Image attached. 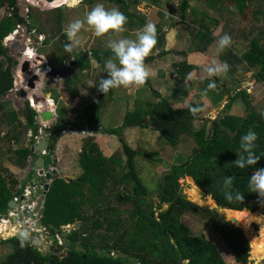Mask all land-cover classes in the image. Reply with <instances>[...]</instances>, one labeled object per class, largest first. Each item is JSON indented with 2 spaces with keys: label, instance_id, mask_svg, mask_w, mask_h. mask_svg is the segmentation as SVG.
I'll list each match as a JSON object with an SVG mask.
<instances>
[{
  "label": "trees",
  "instance_id": "obj_1",
  "mask_svg": "<svg viewBox=\"0 0 264 264\" xmlns=\"http://www.w3.org/2000/svg\"><path fill=\"white\" fill-rule=\"evenodd\" d=\"M82 1H86L88 4H92L95 1H105L118 5L119 10L128 18L126 23L128 26H131L130 18L132 17L129 8L136 6L138 3L134 1L131 4H126L122 0ZM181 1L180 11L183 14L188 8V1ZM229 1L236 6L238 11L244 10L246 0ZM208 3L212 6H219L220 4H224V1L208 0ZM4 5L7 7V14L0 19V126L4 115L8 114L3 112L4 104L1 101L2 98L8 95L13 87L11 70L17 65V61L6 53L7 48L3 46V40L10 35L18 25L25 23V20L19 15L16 0H0V8ZM62 8L63 6L55 9L57 10L55 21L56 33L60 31V12L63 11ZM255 14L256 13H253L252 16H255ZM212 22L217 24L216 20H212ZM140 24H144V21L140 20ZM29 29L28 27V33L32 30ZM36 31H39L40 34L43 32L40 29ZM16 34L17 32L15 31L11 36L7 37L6 41H8V39H13ZM212 40L213 38L211 37L209 29L202 26L197 32L196 50L204 52ZM65 43L66 42H64V44ZM43 44L47 45V40L44 39ZM28 53H32L31 49L28 50ZM83 55H85V53H83ZM91 55L103 68L104 60L111 55V52L95 50ZM64 57L65 55L61 54V60H63ZM219 60L220 62L228 63L229 69L226 74L233 80L234 74H236L240 68L246 71H255V69H257L254 73V79L257 83L264 86V44L260 45L257 39L255 43H253V47L249 48L240 57L229 49L219 57ZM74 64L75 66H81V70H85L89 66L88 58L86 57L84 61L77 58ZM173 69V73H175L178 80L187 78L192 71H196L197 77L207 74L203 68L187 65L186 62L174 64ZM210 81H214L216 87L214 89H207L205 92ZM17 83H22L19 75H17L16 81V87L18 88L19 86ZM202 84L204 87L200 91L201 96L209 97L214 104L221 101L222 97L225 95V91L222 89V86L218 85L220 83L217 79L211 77L209 81L204 80ZM219 89L223 91L217 93V97L213 96L215 93L214 91H218ZM230 92L232 95L228 96V103L223 109L226 111L230 110V106L234 104L235 100L240 99L243 108L246 111L248 110L247 116L242 119L236 118L235 120L232 116H223L220 121L211 122L209 131L206 130L205 122L198 130H194L191 125L192 122L198 118L197 114L200 113L199 106L189 104L188 107L180 109H173L171 107L169 100H180L187 93L184 90L173 89L169 98H160L159 102L155 104L145 101V106L140 109L137 108L132 113L125 114L126 116L122 124L123 127L134 126L141 129L150 128L152 131L157 132L171 147H176L183 137H190L196 144V148L189 161L179 164L176 163L172 167L171 173L164 175L159 180V205L157 209L163 204H166L167 208L164 211L158 212L157 216L154 215L156 206L152 203L151 197L147 193L135 169V158L139 156L138 152L131 149L121 140L127 172L119 173L116 169L120 166L121 157H109L105 159L99 151L97 144L92 141L93 139L85 140L82 144L80 154L78 155V163L83 170L82 175L75 180H66L57 176L52 177L49 183V189L45 195L43 214L40 220L41 224L50 232H52L49 229L50 225L59 229L60 226H67L75 222H80V226L71 231L67 236L70 243L67 249L70 247H81L77 243L80 241L81 244L85 246V248L82 247L84 252L76 253L74 250H66L63 252L64 255L61 256V258L56 252L53 264H133L128 258L122 259L120 257L113 258L109 256L113 251H119L130 258H134L138 264H182L184 261H187L185 264H228L220 249L218 250L211 241L204 237L191 235L189 229L181 224L180 218L187 212L203 214L210 217L212 220L214 219L213 228L230 249L233 263L246 264L249 252L248 246H250V241L248 239L251 240L250 234L253 233L251 230L248 233L236 227L240 226L246 229L251 223H237L235 227L229 222H217L218 220L215 219L218 215L215 211L200 209L189 201L183 200L181 198V187L178 183L180 178L188 176L186 181H188L190 189L187 190H194L196 196L200 199H202L200 196L202 191L203 194L206 195L204 200L211 197L217 205L224 209L255 212L263 207L257 195L247 191V179L251 176L254 168L264 167V157H261L257 164L249 169H239L233 162L237 158L236 155H238L239 138L249 128L255 130L258 134L255 151L264 154V117H262L260 112L250 110L251 97H249L244 89L236 90L235 92L229 90L227 94L229 95ZM153 96L157 97L158 95L153 93ZM100 97L101 101L86 107V112L82 113L86 118V123L76 125L75 128H77L78 131H83L84 127L92 130L96 129L99 124V110L103 108L102 100L106 99L103 97L102 93H100ZM51 99H53V97H51ZM32 106L34 107L33 103ZM56 106V112L63 115L62 105L57 102ZM194 107L198 108L199 111L195 113L191 112L190 108ZM23 108L24 109L21 110L22 112L19 111V113L25 118L24 125L21 126V124H19L17 127L10 128L7 135L4 136H1L0 131V144L3 143L4 140L8 142H6V145H11L10 140L16 141L17 137L12 136L15 131H19L21 135L23 133L26 138L27 132L31 130L32 135L36 136L37 128L34 126L36 114L33 109L29 107L27 101L24 102ZM240 115L244 116V112ZM55 116L56 118L54 120V126L51 131L49 146L46 152L47 155L53 152V146L57 140L55 136L69 126L74 127V124L72 125L62 116L59 118L56 113ZM145 119H147V122H143ZM120 131L119 128L102 129L103 133L105 132L108 135L115 136H118ZM228 131H232V135L229 134ZM27 145L29 146V143ZM8 151L26 160L29 148L9 149ZM5 174L11 176L7 169L0 166V213L6 211L7 203L14 197H18L16 194L22 191L20 193L21 195L26 186L20 189V192H13L12 190L18 185V182L14 179L7 182ZM226 175L235 177L234 187L244 194V198L241 202H229L224 199L222 182ZM91 183H94V185L92 186ZM109 183L110 185L128 188L132 194L122 193L117 196L118 209L108 214L102 209L105 201L101 200V198H103V193L105 189L108 188L106 185ZM95 197H97V201H95ZM100 205L101 209L104 210L102 212L99 210ZM120 205L123 207L119 209ZM90 208H92L93 211L98 210L97 215H99L96 217L86 215V209ZM87 220L91 222L95 221L92 225L96 230H88L90 222ZM126 230L132 232L133 235ZM240 230H242L246 239ZM72 233H74V235H71ZM125 236H130V239L126 240V242H129V245L124 241ZM247 240L249 245L247 244ZM6 242H11V252L1 264H48L50 253L42 254L30 244L21 247L18 236L2 241V243ZM71 253H74L73 256ZM80 255H83L82 257L84 258L81 259ZM179 255L182 262L178 261Z\"/></svg>",
  "mask_w": 264,
  "mask_h": 264
},
{
  "label": "rangeland",
  "instance_id": "obj_2",
  "mask_svg": "<svg viewBox=\"0 0 264 264\" xmlns=\"http://www.w3.org/2000/svg\"><path fill=\"white\" fill-rule=\"evenodd\" d=\"M22 1L23 0H19V5H20L19 15H21V17L25 20V26L27 28L29 27L30 28L29 30L32 29L30 33L38 29L42 30L43 35L41 36L43 37V40L44 39L47 40V45L42 44L43 41L40 43V45H35L37 49L36 54L41 55L44 59H46V62L49 63L50 65L51 64L58 65L59 63H61L62 62L61 54L65 55L64 58L68 60L69 58H73L75 61L77 60V57H80V53H82V49L85 51L89 49L90 52H92L91 50H95V49H99L102 51L109 50L106 47V43L110 39L114 40V39H119L122 37H126L129 39H135L137 30H139L142 27L139 19L142 18L144 22L146 19L145 17L140 16V13H138L139 16H137L135 14L136 12L135 13L131 12V10L133 11L136 9L137 5L132 6L129 8V12L131 13V15L133 14L132 17L130 18L131 26L125 25L124 26L125 30L123 32L116 33V34H107L101 37H97L93 32L92 33L90 32L91 35L87 37L88 40L87 39L85 40L84 45L81 43V40L78 39V36H77L79 43L73 46L71 52H66L64 49V45L66 43H69V41L67 40L65 30L67 28V25L72 20L77 19V18L84 19L87 12L93 6H95L96 3H103L104 6L109 9L113 7H116L119 9V6L112 2L96 1L93 4L89 5L90 7H88L86 5L87 4L86 1H82L79 5H75L76 0H69V2H67L69 3V5L67 4L61 5L55 8H49L47 6L48 3L46 2L43 3L44 5L42 7L36 4H33V3L24 7L23 5H21ZM143 1L146 3L141 4L140 1L137 0L138 8L140 9L141 7L143 9V10L140 9L142 13L143 11L150 12L149 11L150 9L147 10V8L153 4L158 6L160 9L163 8L162 12H157L156 14L157 22L155 23V26H156V29H158L157 32L159 31V33L160 32L164 33L165 32L164 28H166L165 26L174 24V22L172 21H177L179 24L183 26L178 29V33L176 34L174 40L176 41L175 42L176 46H179V47L181 46L180 48H182L185 52H193V51L199 52V50L194 49L197 45L196 44L197 43V32L201 29L202 26H205L206 28L209 29V32L213 40L207 46V49L205 50L208 52V53H205L207 55L206 56L207 63L210 61V64L202 65L205 68L211 66L214 62L219 63L220 61L219 57L224 52H226V50L230 49L229 48L230 45H229L222 52L216 51V40L220 36L224 35L225 33L231 36V40H233L232 37H234L235 43H233L230 47L232 48L233 52L239 57L242 54H244L249 48L253 47V43H255L256 39L259 41L260 45L264 44V0H246L244 10H239V11L237 10L236 6L233 3H230L231 1L229 0H223L224 4H220L219 6H216V5L212 6L211 4L208 3V0H187L189 5H188V9L183 13V15H185V19L182 21H181V12H180L181 2H182L181 0H179L178 2H174V3L171 2V0H166V1L164 0H143ZM70 5L73 7H71ZM62 6H63L62 8L63 11L60 12L61 13L60 31L56 33L57 31H56L55 21L57 17V12H56L57 10L55 9L62 7ZM26 8H27L26 10L27 12H24L23 10H25ZM148 12H147V18H153L150 16V14H148ZM25 13L26 15H24ZM153 13H156V12L153 11ZM253 13H256L255 16H252ZM6 14H7V7L4 5L0 8V19ZM27 15L29 19L27 18ZM212 20H216L217 24H214ZM19 26L20 25H18L11 34H13L16 31L17 32L16 35H20L23 30H21V27ZM87 30L91 31L90 29H87ZM184 34L186 35V38L183 37ZM16 35L14 36L13 39H8L7 42L14 41ZM7 42H5L6 43L5 44L3 40V43H4L3 46L5 48L8 47ZM64 42L66 43L64 44ZM163 42H165L163 40V36H159V37L157 36L156 44L159 46H163L164 44ZM179 47H174V49H178ZM7 51L6 53L8 54V56H10V54ZM159 51L165 52L163 51L162 48L161 50L159 48ZM159 51L158 52L155 51L154 53L150 52L149 55L145 58V60L148 62L150 58L160 59L161 57H159L160 56ZM86 54L87 53H85V55ZM153 54L155 56H153ZM200 54L203 55L204 53L200 52ZM31 55L33 59V57H35L33 51H32V54L29 53V57ZM83 56L84 55H82L81 57ZM86 57L88 58V63L91 62L92 60L90 68H94L93 69L94 73L93 71L90 72V73H93L91 74V77L93 76L94 80L96 79L99 80L100 78L106 77V73H102L101 71L102 67L99 66L97 61L92 57L91 53L89 55H86L85 58ZM165 61H173V57L169 56L165 59ZM70 62L71 61H66L65 67H63L65 71L61 72L62 76L64 77L65 75L68 76L69 80L67 81V87H65L63 83L64 79L57 80L58 81L57 83L60 84V87L59 86L53 87L52 85L53 82L51 81L48 82V80L46 81V79H50L53 81L54 78L40 77V82H43L44 84L42 86L38 84L36 91H35L36 93L42 94L43 96H45V98L48 100L46 104L48 105L46 107L47 108L49 107L48 109L53 110L58 115L59 118L62 116L69 123H71L72 125L74 124L73 125L74 127L72 126L67 127V128H72L73 130L72 131L73 135L71 136V138H69L68 140H63L61 142V144H64V146L60 147L61 149L60 151L62 152L61 155H63V159H64V155L68 157L66 159H69V156L72 155L75 157V161L77 159V162H79L78 155L80 154V151L82 149L83 142L87 139H93L92 141H94L97 144L99 151L101 152L102 156L105 159L109 157L111 158L121 157L120 166L118 167V169H116V171H118L119 173H125L127 172V167L125 163V156H123L124 154L122 151V143H121V140H122L125 144H127V146H129L131 149L138 152L139 156L135 158V169L147 193L150 195L152 203H154V205L156 206L154 215L157 216L158 212L164 211L167 208V205L163 204L162 206H160L159 209H157V206L159 205V188H158L159 180L164 175L170 174L172 167L176 163L179 164L181 162L189 161L194 149L196 148V144L190 137L189 138L183 137L178 142V145L176 147H171L167 144V142L162 137H160V135L157 132L152 131L150 128H147V129L139 128L138 129L134 126L123 127L122 124H123V119L126 116L125 114L130 113V112L132 113L137 108L140 109L141 107L145 106V103H144L145 101H149L153 103L158 102L154 98L153 93H155L154 91L156 90L165 89L167 83L165 81H162L161 79H154L153 78L154 74L158 75V77L161 78L160 71L163 73H166V80L168 81L169 79L172 78L173 82L176 81V78H175L176 75L171 73L172 72L171 68L168 66L163 67V68L161 67L157 68L156 66H154V64H150V66L148 65V69L150 71H149V76L145 81L146 84L140 85V87L142 86L143 88L137 90L135 94H133V92H127V90L122 91L121 89L116 95L117 97L120 98L121 101L120 100L107 101V99L102 100L103 108L99 110L100 111V114L98 116L99 124L97 125V127L99 126L102 129L104 128L103 130L119 128L121 131L118 136H115V135H108L105 132L103 133L102 131H100L99 127H98V131H94L87 127H84L83 131H78L77 128H75V126L80 123H86V118L85 116L82 115V113L86 112L85 110L87 109L86 107H89L90 105H94V103H96L97 100L92 99V93H89V92L85 93V95L86 94L87 95L85 98H81L82 100L75 99L73 93L70 92V90L72 89L71 85H73L71 83L74 82L75 84V83H80L81 81L80 72L77 73L78 74V78H77L76 73H75L77 70L75 68L74 70L70 69ZM61 67L62 66L60 65V68ZM197 67H200V66H197ZM256 70L257 69H255V71L251 73L248 71H244L243 68H240L239 70L240 72L234 74V77H236L238 82H236L235 79L234 80L230 79V77L227 76L226 73H222L216 76H210L208 74H204L200 77H197L195 73L196 71H192L194 72V76L190 78V82L186 81L180 84V86H184L188 83L190 84V89L192 90L191 99L190 97L187 98L186 102L183 103L182 107L183 106L188 107L189 104H193V105L200 107V111H199L200 113L197 114L198 115L197 120H194L191 124L193 126V129L198 130L200 127L204 125V122H205L206 130L209 131L211 122L213 121L218 122L223 118V116H226V117L232 116L234 120L236 118L242 119L243 117L247 116L248 110L246 111L243 108L242 101L240 99L235 100L234 104L230 106V110L226 111L223 108L221 109V105L224 104L225 106L228 103V100H229L228 96L232 95L231 92L228 95L227 91L233 90V92H235L236 89L234 87H238L239 90L244 89L245 92L249 95V97H251L250 98V101H251L250 110L264 113V86L261 85L260 83L253 82L254 73L256 72ZM152 72H153V75H152ZM211 77H214L215 79H217L218 82L220 83L218 85L222 86V89L225 91L224 93L225 95L222 97L221 102L216 103L215 105L212 101H209L207 98L201 96V93H200L201 89L204 87L202 82L204 80L209 81ZM152 78L154 80H152ZM175 85H176V82L173 84V86L175 87ZM133 87H137V86L130 85V89H132ZM125 88L127 89V87ZM169 90H172V88L170 87ZM223 90L219 89L218 91H214L215 93L213 94V96L217 97L218 95L216 94L220 93V91H223ZM15 93L16 94H13V96L9 97L10 102L8 101L9 103L8 109H15L16 101H17V106L20 108L23 104V99L19 98V95L17 94V92ZM50 96L53 97V99H51ZM204 98L207 101L205 102V104L203 102ZM57 101L63 107V115H61L59 112H56V105H57L56 102ZM99 101H101V99ZM171 101H174V100H169V103ZM175 108H180V107H174L173 109ZM23 109L24 108H22V110ZM243 112H244V116L240 115ZM145 120H143V122H145ZM20 121H22L20 122V124L22 123L21 126L24 125L23 123L25 122V119L23 120V118L20 117ZM67 128L64 131L60 132L62 136H65V134L69 132L67 131ZM86 129L92 130V132L89 133L88 130ZM30 132L31 131L27 132L28 140H24L23 144H26L28 141L31 140V138L29 137ZM60 133L57 135V140L54 143L53 152L49 155H46L47 157L49 156L51 159L52 157L54 159H56V157L58 158L55 148L57 147L56 142H59V138L61 136ZM228 133L232 135L233 132L228 131ZM67 142L70 144L75 143L79 145L80 151L77 153L75 151L72 152L71 150H69L70 148L69 149L65 148L68 145ZM9 149H11V147H7V146L5 147V150L2 156V161L5 162V160L7 159L10 160L9 158H14L17 161H19L21 163L20 166H22L24 163L23 159L17 157L16 155H11L8 157L6 156L8 154L7 152ZM60 174L63 175V172H60ZM6 177H10V176L6 175ZM187 177L188 176H185L178 180V183L181 187L182 194L185 193L187 189H190V185L188 184V181H186ZM91 184L92 186L94 185V183H91ZM106 187L108 188L105 189V193H103V198H101V200L105 201V204L102 206V209H104L105 212L109 214V212H114L116 209H118L117 208L118 203L116 199L117 196H119L122 193L130 194L131 191L130 189L122 187V186L110 185V183L107 184ZM200 196L202 197L201 201L202 200L204 201L206 195H204L202 191L200 193ZM210 198H208V200L212 199ZM37 199L38 197H34L33 202L31 203L34 204V202L37 201ZM95 201H97V197H95ZM210 202L211 204L206 202L204 206L198 205L194 202H190V203L198 206L200 209L213 210L215 201L212 199V201ZM210 206H212V208H210ZM34 207L36 206L34 205ZM122 207L123 206L120 205L119 209ZM99 208L98 209L100 210V212L104 211L101 209V205ZM97 211H93V210H90V212L86 211V215H91V216L96 217L99 215V214L97 215ZM30 212L33 213V217L28 216V213ZM215 213L218 215V217L215 219V220H218L217 222H229L230 223L231 218L225 215L224 211L223 212L215 211ZM255 213H256L257 218H259L257 219L258 221L257 220L249 221L247 219L248 216L245 213H244V216L246 218L235 219L237 223H245V224L251 223L246 229L240 226H237L245 232L249 233L251 230L253 233V234H250L251 240L248 239L250 241L251 248L250 246H248L249 252H248V260L246 264H264V255L262 259L258 262L251 257L253 245L255 244L257 239L264 236V206L258 211H255ZM255 213H252V214H255ZM18 214H20L21 217H19ZM10 219L14 220L12 221V223H10L11 225H14L13 222L15 221L20 224V226H18L19 228H14L15 233L14 235H12V237L18 236V231L21 227L27 228L34 235L42 234L44 236V240L39 246H34L29 243L31 246L35 247L42 254H48V253L51 254L52 248L58 246L57 245L58 238L57 240L55 239V242L51 244V241L48 239V235H50L51 233L48 231L47 228H45V231H43V228L41 227H44V226L41 224L40 220H38L36 213L33 212V209L31 211L30 210H16V213L13 211L12 212L7 211L6 209L4 213H0V228L4 224L8 225V221H10ZM35 221L40 222V229H41L40 231H37V229L34 228L32 223H34ZM88 222H90L88 230L90 231L96 230L93 228V225H92L95 221H92V222L88 221ZM180 222L183 226L189 229L191 235L204 237L205 239L211 241L217 247L218 250L220 249L226 262L228 264H234L230 249L226 246V244L223 242L221 237L215 232L213 228L214 227L213 223L215 222L214 219L212 220L210 217L203 215V214L187 212L184 215H182V217L180 218ZM35 230L37 232H33ZM62 230L71 232L72 225L63 226ZM242 230L240 231L245 238V235L242 232ZM127 232L132 234V232L130 231H127ZM96 234H95V237H96ZM71 235H74V233H72ZM5 237L6 239L3 236L4 240H0L1 241L0 242V264L6 258L5 255L8 252L9 253L11 252V242L2 243V241L9 239L7 238L9 236H5ZM129 239H130V236L124 237L125 242L126 240H129ZM248 240H247V244H248ZM60 241H61V238H60ZM126 243L129 245V242H126ZM49 246L51 247L49 248ZM65 249L66 247L62 246V249L58 253L60 258L61 256L64 255L63 252H65ZM73 254L74 253H71L72 256ZM82 256L83 255H80L81 259H82ZM114 257L115 256H113V258ZM128 258L130 259V257ZM185 262L186 261H184L182 264H185ZM132 263L136 264L138 262L136 260H133Z\"/></svg>",
  "mask_w": 264,
  "mask_h": 264
},
{
  "label": "clouds",
  "instance_id": "obj_3",
  "mask_svg": "<svg viewBox=\"0 0 264 264\" xmlns=\"http://www.w3.org/2000/svg\"><path fill=\"white\" fill-rule=\"evenodd\" d=\"M127 19V16L118 8L113 7L109 9L106 8L103 3H96L95 6L87 12L84 19H74L67 25L65 34L69 43L64 45V49L66 52H71L73 46L79 43L77 35L82 28L87 27L97 37L107 34H116L125 30L124 26L127 23ZM42 41L39 42L41 43ZM156 43L157 29L153 23H146L137 30L135 39L122 37L108 40L106 47L110 50L111 55L106 59L101 70L102 73H106V77L100 78L99 80H90V87H96L97 91L104 95L108 93L110 89L128 87L130 85H143L149 76V70L145 65V58L149 55ZM230 43L231 36L225 33L216 40V51L222 52ZM34 55L37 54L34 53ZM43 61L47 64L45 60ZM48 68L50 67L48 66ZM228 69L229 65L227 62H214L211 66L204 69V71L210 76H216L227 73ZM53 80L57 81L58 79L54 78ZM215 87V82L210 81L205 92L207 89H214ZM190 111L195 113L199 111V109L194 107L190 108ZM261 115L264 117V113H261ZM29 137L31 140L34 137L32 132ZM257 139V132L251 128L240 136L238 155H236L237 158L233 162L237 168H253L261 157H264V154L255 151ZM44 156L47 157L46 155ZM234 180L235 177L232 175H226L223 178L224 199L229 202H241L244 198V194L234 187ZM247 191L249 193H255L261 206H264V167L254 168L251 176L247 179ZM43 240L44 236L42 234L34 235L27 228L21 227L18 231V241L21 247L29 243L34 246H39Z\"/></svg>",
  "mask_w": 264,
  "mask_h": 264
},
{
  "label": "crops",
  "instance_id": "obj_4",
  "mask_svg": "<svg viewBox=\"0 0 264 264\" xmlns=\"http://www.w3.org/2000/svg\"><path fill=\"white\" fill-rule=\"evenodd\" d=\"M140 1V3L141 4H144V3H146V2H144L143 0H139ZM164 1H166V0H164ZM179 0H171V2H178ZM81 2H82V0H81ZM80 2V3H81ZM96 2V1H95ZM94 3V2H93ZM92 3V4H93ZM140 4V5H141ZM62 5H64V4H62ZM66 5V4H65ZM67 5H69V4H67ZM75 5H77V0H76V4ZM74 5V6H75ZM79 5V4H78ZM88 7H90L89 5H91V4H86ZM189 5V4H188ZM49 8H55V7H58L57 5H51V4H49L48 3V5H47ZM59 6H61V5H59ZM71 6V5H70ZM71 7H73V6H71ZM140 9L141 10H143L141 7H140ZM139 8H138V4H137V6H136V9L135 10H131V12H133V13H135L137 16H139V14L138 13H140V16H143V17H145L146 19H145V22H144V24H141V26H143V25H145L146 23H153V24H155L156 22H157V20H156V14H157V12H162V10H163V8L162 9H160L158 6H156V5H151V6H149L148 8H147V10L148 9H150L149 11L150 12H148V11H143V13H142V11L140 10ZM188 9V8H187ZM88 10V9H87ZM141 11V12H140ZM153 11H155L156 13H153ZM147 12H148V14H150V16L151 17H153V18H147ZM181 12V11H180ZM164 13H165V11H164ZM133 15V14H132ZM185 19V15H183L182 13H181V21L182 20H184ZM139 20H142V18L141 19H139ZM144 21V20H143ZM172 22H174V24H172V25H168V26H165L166 28H164V30H165V32L164 33H159V31L157 32V36L159 37V36H163V40L165 41V42H163L164 44H163V46H159V45H155L154 47H153V49L151 50V53H154L155 51H159V48H160V50H161V48L163 49V51H165V52H160L159 54H160V56L159 57H161L160 59H154V58H150L149 59V61L147 62L146 60H145V65H146V67L148 68V65L150 66V64H154V66H156L157 68H159V67H161V68H163V67H166V66H168V67H170L171 68V73H173V65L174 64H178V63H180V62H186V64L187 65H190V66H195V67H197V66H200V67H202L203 69H206L204 66H202V65H208V64H210V61L207 63V58H206V54L205 53H208L207 51H204L203 53V55L202 54H200V52H195V51H193V52H185L182 48H180L179 46H176V44H175V40H174V38H175V36H176V34L178 33V29L179 28H181V27H183L181 24H179L177 21H172ZM88 28L87 27H85V28H82L81 30H80V32L78 33V39H80L81 40V43L84 45V42H85V40L87 39V37L89 36V35H91V33H92V31H89V30H87ZM158 30V29H157ZM161 30V29H160ZM91 32V33H90ZM10 35H8V37H9ZM91 37V36H90ZM89 37V38H90ZM184 38H186V35L184 34V36H183ZM233 38V40H231L232 42L230 43V46L233 44V43H235V40H234V37H232ZM6 39H7V37H5L4 38V43L5 42H7L6 41ZM88 40V39H87ZM3 43V44H4ZM6 44V43H5ZM7 44H9L8 42H7ZM172 46H174V47H179L178 49H174V47H172ZM229 46V48H230V50H232V48ZM194 49H196V47L194 48ZM95 50H99V49H95ZM95 50H91L92 52L93 51H95ZM102 51V50H101ZM105 51H110V50H105ZM233 51V50H232ZM8 52V51H7ZM92 52H90L89 51V49L88 50H83L82 49V53H80V57L83 55V53H87L86 55H89L90 53H92ZM156 52V53H157ZM163 53H165V54H163ZM234 53V52H233ZM235 54V53H234ZM86 55H84V56H86ZM39 56H41V55H39ZM153 56H155L154 54H153ZM152 56V57H153ZM169 56H172L173 57V61H165V59L167 58V57H169ZM42 57V56H41ZM80 57H77V58H80ZM82 58V57H81ZM28 59H31V60H34V57H33V59H32V56H30ZM42 60H45L46 61V59H44L43 57H42ZM66 61H71V62H73L74 61V59L73 58H69V60L68 59H66V58H64L63 60H62V62L61 63H59L58 65L57 64H49V63H47L48 64V66L50 67V68H52V69H55V70H60L61 72L62 71H65L64 70V68L63 67H65V63H66ZM105 61H106V59H105ZM104 61V62H105ZM56 63V62H55ZM91 63H92V60H91V62H89L88 63V68L87 69H82L81 70V66H78V65H76L75 66V64L73 65V67H70L71 69H73L74 70V68L77 70L75 73H76V76H77V78H78V72H80V79H81V81H80V83H75L74 84V82H72L71 84H73V85H71L72 86V89L70 90V92H72L73 94H76V95H74V97H75V99H81V98H85L86 97V95H85V93L86 92H89V93H92V99H96L97 101L96 102H98L99 100H100V92H98L97 91V89H96V87H90V85H89V81L90 80H94V77L92 76L91 77V74H93L94 73V68H90V65H91ZM219 63H220V61H219ZM41 64V63H40ZM60 65L62 66L61 68H60ZM100 66V65H99ZM160 68V69H161ZM149 70V69H148ZM244 70V69H243ZM38 71V70H37ZM93 71V73H90V72H92ZM150 71V70H149ZM244 71H246V70H244ZM254 70H250V71H248V72H253ZM240 71H238L237 73H239ZM174 75H175V73H173ZM152 75H153V72H152ZM66 76V78L63 80V83H64V85H65V87H67V81L69 80L68 79V76L67 75H65ZM171 76H172V74H171ZM194 76V72H191L188 76H187V78H185V79H181V80H178L176 77V85H175V87L173 86V84L175 83V82H173V79L171 78V79H169L168 81L166 80V73H163V72H161L160 71V77L161 78H159L158 77V75H153V78L154 79H161L162 81H165L166 83H167V85H166V88L165 89H163V90H156V91H154L155 92V94L156 95H158L157 97H155L154 96V98L159 102V100H160V98H169V96L171 95V92H172V90L173 89H179V90H184V91H186L187 93H186V95H184L180 100H177V101H171L170 102V105L174 108V107H180V108H183V107H186V106H183L182 107V105H183V103L184 102H186V100H187V98H189L190 97V99H191V95H192V90L190 89V84H186V85H184V86H180V84H182V83H184V82H190V78L191 77H193ZM13 77V76H12ZM152 78V80H154ZM233 78L236 80V82H238L237 81V79H236V77H234L233 76ZM231 79V78H230ZM253 82L255 83L256 81H255V79L253 78ZM13 81H14V77H13ZM47 81V80H46ZM48 82H49V80H48ZM51 82H53V87H56V86H59L60 87V84L59 83H57L58 81H55V80H53V81H51ZM19 86H20V84L19 83H17ZM44 83L43 82H40L39 83V85L40 86H42ZM61 85H62V83H61ZM173 86V87H172ZM172 88V90H169V88ZM74 88H75V90H74ZM141 88H143L142 86L140 87V86H137V87H133L132 89H130V86H128L127 87V89L125 88V87H119V88H115V89H110L109 90V92L108 93H105L104 95H103V97H105L106 99H107V101H113V100H120V98L119 97H117L116 95H117V93L122 89V91H125V90H127V92H133V94H135V92L137 91V90H139V89H141ZM156 88V87H155ZM161 88V87H160ZM236 90H239V88L238 87H234ZM157 89H159V88H157ZM169 90V91H168ZM235 90V91H236ZM170 92V93H169ZM13 94H16V93H12L11 92V90H10V92L8 93V95L7 96H5L4 98H2V101L1 102H3V104H4V111L3 112H5V113H8V114H5L4 115V118L2 119V123H1V126H0V131H1V136H4V135H7V132L10 130V128H13V127H17V126H19V124H20V122H22V121H20V117L21 118H23V120L25 119L24 118V116L22 115V114H20L19 113V111H21L22 110V108L24 107V100H23V104H22V106H21V108L20 107H18L17 106V101H16V103H15V105L18 107H16L15 106V109H8L9 108V103H8V101L10 102V100H9V97L10 96H13ZM51 95V94H50ZM216 95H218V94H216ZM73 96V95H72ZM51 97V96H50ZM204 97V96H203ZM20 98V97H19ZM205 98H207L209 101H211L210 100V98L209 97H205ZM204 98V104H205V102H207L206 101V99ZM82 100V99H81ZM155 100V101H156ZM171 100V99H170ZM202 100V99H201ZM121 101V100H120ZM58 102V101H57ZM56 102V103H57ZM158 102H155V103H158ZM219 102H221V101H219ZM219 102H217V103H219ZM150 103H152V104H155V103H153V102H150ZM178 105V106H177ZM215 105V104H214ZM103 106V105H102ZM224 107V104L223 105H221V109ZM56 108H57V106H56ZM180 108H175V109H180ZM221 111V110H220ZM219 111V112H220ZM145 122H147V120H145ZM22 124V123H21ZM24 124V123H23ZM136 128H138V127H136ZM99 129H100V131H102V128L101 127H99ZM104 129V128H103ZM139 129V128H138ZM141 129V128H140ZM30 131V130H29ZM67 131H69L68 130V128H67ZM73 131V130H72ZM72 131H69L68 133H63V134H65V136H62V134H61V136H60V138H59V142H56L57 144V147L55 148L56 149V154H57V156H58V158L56 157V160H57V163L55 164V165H52V167L54 168V169H56V171H57V173L54 175V176H57V177H59V178H62V179H66V180H75V179H77L79 176H81L82 175V173H83V171L81 170V168H80V166H79V163L77 162V159H76V161H75V157L74 156H72V155H70L69 156V159H66V158H68L66 155H64V159H63V155H61L62 154V152L60 151L61 149H60V147L61 146H64V144H61V142L63 141V140H68L69 138H71V136L73 135L72 134ZM94 131H98V128H96ZM12 136H14V137H17V140L16 141H14V140H10V143H11V145L9 144H7L6 145V142H7V140H4V142L3 143H1L0 144V147H1V152H0V166L1 167H4L5 169H7L8 170V173L9 174H11L12 175V177L10 176V177H6V180H7V182H10V180L11 179H14V180H16L17 182H18V185L12 190L13 192H15V191H19L20 192V189H23L24 188V186L26 185V183L27 182H30L31 181V179L33 178V172L31 171V168L33 167V160H34V156H32V155H30V153L28 154V156H27V158H26V160H24V163H23V165L22 166H20L21 165V163L19 162V161H17L16 159H14V158H9L10 160H5V162L4 161H2V156H3V153L2 152H4V147H11V149L12 150H14L15 148L17 149H21V148H29V146L27 145L28 143H29V141L26 143V144H23V141L24 140H28L27 138H28V135H27V137L24 139V135H23V133H22V135H21V133L19 132V131H15L14 133H13V135ZM8 143V142H7ZM35 144V143H34ZM67 147H65V148H67V149H69V150H71L72 152L73 151H75V152H79L80 151V147H79V145H77V144H75V143H68L67 142ZM81 144V143H80ZM57 148H59V149H57ZM8 154L6 155L7 157L8 156H11V155H13V154H11V151H8L7 152ZM10 153V154H9ZM54 153H55V151H54ZM77 158V157H76ZM52 159H54L53 157H52ZM64 163V164H63ZM60 172H63V175H61L60 174ZM30 175V176H29ZM28 176L30 177V178H28ZM27 177V178H26ZM53 177V176H52ZM50 183V182H49ZM36 184H38V183H36ZM36 184H34V187H37V185ZM22 192V191H21ZM20 192V193H21ZM16 193V192H15ZM14 193V194H15ZM20 193L19 194H16V195H18V196H21L20 195ZM105 193V192H104ZM33 198H34V196H33ZM35 205V204H34ZM90 210H93L92 208H90V209H86V211H88V212H90ZM9 223H12L11 221H9ZM13 224L14 225H8V228L6 227L5 228V231H6V229L7 230H9V228L11 227V228H19L18 226H20V224L19 223H14L13 222ZM10 226V227H9ZM33 226H34V223H33ZM35 228V227H34ZM35 232H37L36 230H35ZM10 237H12V235H10L9 237H7V238H10ZM13 237H15V236H13ZM7 255H9V252L5 255V256H7Z\"/></svg>",
  "mask_w": 264,
  "mask_h": 264
},
{
  "label": "water",
  "instance_id": "obj_5",
  "mask_svg": "<svg viewBox=\"0 0 264 264\" xmlns=\"http://www.w3.org/2000/svg\"><path fill=\"white\" fill-rule=\"evenodd\" d=\"M46 3H52L53 0H33L32 3L36 4L40 7H42ZM17 7L19 9V0H16ZM31 3L28 2V0H23L21 2V5L26 7ZM20 10V9H19ZM23 10L24 12L26 11ZM26 15V13L24 14ZM21 16V15H20ZM22 33L20 35H16L14 41L8 42V53L10 56L17 61V65L15 66V69L13 68L11 70V74L14 77V83L11 92L19 95L21 99L24 101H27L28 104L33 103V111L35 112L36 116L34 119V126L37 128L36 136L32 138V140L29 141V153L30 155L34 156L33 160V167L31 168V171L33 172V178L30 182L27 183L28 186L31 184L41 185L40 187H35L38 191L39 189L42 191L41 194H39L36 190H33L32 195L29 196L28 200L32 201L33 196L38 197L36 201V207H34L33 212L36 213L37 218L40 219L43 212V201L45 198V194L48 191L49 188V182L52 179V176H54L57 172L56 169L52 167V165H55L57 163L56 159H51L48 157H45L43 155V152L47 150L48 148V140L51 136V131L53 128L54 120L56 118L55 113H53V110L48 109L46 106L47 99L42 94L36 93V88L38 84L40 83V77H46V78H55V79H65L66 76H62V73L60 70H55L52 68H48V65L46 63H43L42 57L39 55H35L34 60L25 58V55L27 54L26 49L31 48L30 45L35 46L39 45L38 36L40 33L38 31H34L32 33H27L25 28V23L20 24ZM11 36V35H10ZM29 44V45H28ZM82 61L85 60V56L81 58ZM41 63V64H40ZM74 62H70V67H73ZM38 70V71H37ZM17 75L20 76L22 83H20V86L16 87V81H17ZM24 87V88H23ZM31 102V103H30ZM29 105V107H31ZM31 107V108H32ZM69 131H72V128H68ZM89 133L92 132V130H88ZM36 137L37 141L35 144H33V140ZM57 136H55L56 139ZM183 200L189 201L186 194H183L181 196ZM22 199V198H21ZM16 209L18 210V205L14 203V201L10 200L7 204V211L15 212ZM224 209L221 206H218L215 204V207L213 211H223ZM19 217H21L20 214H18ZM29 217L33 216V213H28ZM231 224L237 226V222L234 219H231ZM36 226L39 227V223H36ZM78 223L73 225V229L78 228ZM50 229L53 233H56L58 229L54 228L52 225H50ZM59 232V231H58ZM68 231H64L59 233V236L61 238V242L63 246H69V240L67 239ZM49 239L53 243L55 241V237L53 235L49 236ZM74 250L75 252H84V249L82 247H75L69 248V251ZM121 257H125L123 254L119 253ZM54 255H50L48 259V264H53ZM83 258V257H82ZM116 258V256L114 257ZM130 260H134V258H130ZM178 261H181V257L179 255Z\"/></svg>",
  "mask_w": 264,
  "mask_h": 264
},
{
  "label": "bare ground",
  "instance_id": "obj_6",
  "mask_svg": "<svg viewBox=\"0 0 264 264\" xmlns=\"http://www.w3.org/2000/svg\"><path fill=\"white\" fill-rule=\"evenodd\" d=\"M32 1L33 0H28V2L29 3H31L32 4ZM43 1V0H42ZM67 2H69V0H53V2L52 3H49V4H51L52 6L53 5H57V6H59V5H62V4H69V3H67ZM30 48H27L26 49V52H27V54L25 55V58H29V53H28V50H29ZM31 52H32V49H31ZM32 54V53H31ZM32 56V55H31ZM19 82V81H18ZM19 86V85H18ZM54 125V124H53ZM86 130H88V129H86ZM49 140H50V138H49ZM49 140H48V146H49ZM33 142L34 143H36V141L35 140H33ZM46 152H47V150L46 151H44L43 152V155H47L46 154ZM192 180V179H191ZM26 186H28L27 184H26ZM25 186V187H26ZM29 189H34V190H36L35 188H34V186H33V184H31L30 186H28V187H26L25 189H24V191L23 192H25V191H28ZM49 189V188H48ZM47 193V192H46ZM183 194H186L187 195V198H188V200L190 201V202H194V203H196V204H198V205H205L206 204V202H208V203H210L211 204V202L210 201H212V200H208V199H206V200H202L201 201V199L198 197V196H196V194H195V191L194 190H186L185 191V193H183ZM182 194V195H183ZM46 195V194H45ZM181 195V196H182ZM14 198H16V197H14ZM14 198L13 199H11L12 201H14ZM22 198V199H21ZM18 199V198H17ZM44 200H45V198H44ZM17 201H21V204H19L18 205V203H17ZM17 201H14V203H16L17 205H18V210H21V206L23 205V204H25L27 201L22 197V196H20V198L17 200ZM31 202H33V200L32 201H30V203ZM36 203V201L34 202V204ZM43 203H44V201H43ZM215 204H216V202L214 203V207H215ZM217 205V204H216ZM35 206H36V204H35ZM219 206V205H218ZM42 207H43V204H42ZM23 208H25V206H23ZM210 208H212V206H210ZM224 209V208H223ZM17 210V209H16ZM224 211V213H225V215H227L228 217H230L231 219H238V218H246L245 216H244V213L248 216V220L249 221H251V220H257V219H259V218H257V216H256V213L255 212H250V211H247V210H242V211H235V210H228V209H224L223 210ZM222 211V212H223ZM243 212V213H242ZM252 213H255V214H252ZM42 214H43V212H42ZM37 215V214H36ZM33 217V216H32ZM41 218H42V216H41ZM41 218L40 219H38V220H41ZM258 221V220H257ZM38 221H35L34 222V227L36 228V229H38L39 231L41 230L40 229V222H38L39 223V227H37L36 226V223H37ZM5 223V222H4ZM76 223H78V225L80 226V222H75V223H73L72 224V230L71 231H73V230H75V229H73V225L74 224H76ZM33 224V223H32ZM9 225V224H8ZM8 225H3L1 228H0V232H1V234H3V236H4V238L6 239V237L5 236H10V235H14V233H15V230L14 229H10L9 228V230H7L6 229V231H5V228L7 227L8 228ZM67 226H69V225H67ZM78 226V227H79ZM10 227V226H9ZM63 227V226H62ZM41 228H43V231H45V227H41ZM236 228H238V227H236ZM49 229H50V226H49ZM57 229V228H56ZM77 229V228H76ZM239 229V228H238ZM51 230V229H50ZM61 229L59 228L58 229V231H60ZM56 232V233H53V232H50L51 234L50 235H53L54 237H55V239L57 240V238H58V240H57V245L58 246H56V247H54V248H52V250H51V255H55V253L57 252V253H59L60 252V250L62 249V242L60 241V236H59V232ZM66 231V230H65ZM33 232H35V231H33ZM64 232V231H63ZM70 232L68 231V234H69ZM50 235H48V239H49V236ZM68 236V235H67ZM12 238V237H11ZM10 239V238H9ZM8 240V239H7ZM50 240V239H49ZM51 241V240H50ZM1 242V241H0ZM55 242V241H54ZM53 242V243H54ZM51 244H52V242H51ZM51 246H49V248H50ZM64 247V246H63ZM66 247V249H65V251L66 250H69V249H67V246H65ZM73 248V247H72ZM119 253H121V252H119V251H113V252H111L110 253V256L111 257H113V256H116V258H118V257H120V258H122V259H126V258H128L127 257V255H124L123 253H121V254H123L125 257H121L120 255H119ZM116 254V255H115ZM263 255H264V236L263 237H261V238H259V239H257V241L255 242V244L253 245V248H252V254H251V257L253 258V259H255L257 262L258 261H260L261 259H262V257H263ZM84 258V257H83ZM128 260L130 261V262H132V260H130L129 258H128ZM180 262H182V259H181V261ZM187 262V261H186ZM185 262V263H186ZM183 263V262H182ZM136 264H138V263H136Z\"/></svg>",
  "mask_w": 264,
  "mask_h": 264
},
{
  "label": "built area",
  "instance_id": "obj_7",
  "mask_svg": "<svg viewBox=\"0 0 264 264\" xmlns=\"http://www.w3.org/2000/svg\"><path fill=\"white\" fill-rule=\"evenodd\" d=\"M124 3H126V4H131L132 2H134V1H136V0H122ZM80 2H81V0H77V5L78 4H80ZM38 39H39V41H42L43 40V37L42 36H38ZM13 85L15 86V83H13ZM30 135L29 136H31V132L29 133ZM35 139V141H37V139H36V137L34 138ZM21 196L27 201L25 204H23L22 206H21V210H32V209H34V204L33 203H30L29 201H28V198H29V196H30V193H29V191H25V192H23L22 194H21ZM18 199L17 198H14V201H17ZM21 202V201H20ZM23 206H25V209L23 208ZM14 223H16V221L14 222ZM18 223V222H17ZM8 224L9 225H11L10 223H9V221H8ZM10 229H13V228H11L10 227ZM0 240H4V238H3V236H2V234H1V232H0Z\"/></svg>",
  "mask_w": 264,
  "mask_h": 264
},
{
  "label": "flooded vegetation",
  "instance_id": "obj_8",
  "mask_svg": "<svg viewBox=\"0 0 264 264\" xmlns=\"http://www.w3.org/2000/svg\"><path fill=\"white\" fill-rule=\"evenodd\" d=\"M25 31L28 33V28L25 26ZM39 32V31H38ZM40 33V32H39ZM40 35H43V34H40ZM43 44V43H42ZM40 45V44H39ZM31 46V48H32V50L34 51V53L36 54V51H37V49H36V47L35 46H32V45H30ZM46 80H49V81H52V80H50V79H46ZM34 186V185H33ZM37 187H40V189L42 188V186L41 185H37ZM35 188V187H34ZM36 189V188H35ZM39 189V191L36 189V191L39 193V194H41L42 193V191ZM33 190L34 189H29L28 191H29V193H30V195H32V193H33ZM16 198H20V196H18V197H16ZM17 203H18V205L19 204H21V202H19V201H17ZM25 209V208H24ZM10 221L12 222V221H14L13 219H10ZM25 223V222H24ZM245 224V223H244ZM59 228H61V231H59V233H61L62 231H64V230H62V227L60 226ZM37 231H39L38 229H37ZM78 243V245L79 246H81V247H83V248H85V246L84 245H82L81 244V242L80 241H78L77 242ZM115 252V251H114ZM109 256H110V254H109Z\"/></svg>",
  "mask_w": 264,
  "mask_h": 264
}]
</instances>
